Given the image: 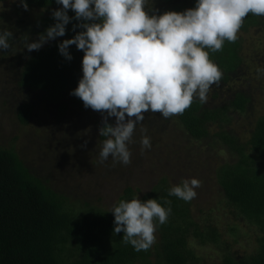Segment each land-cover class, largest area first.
Returning a JSON list of instances; mask_svg holds the SVG:
<instances>
[{
	"label": "trees",
	"instance_id": "16d2710c",
	"mask_svg": "<svg viewBox=\"0 0 264 264\" xmlns=\"http://www.w3.org/2000/svg\"><path fill=\"white\" fill-rule=\"evenodd\" d=\"M10 1L20 5L19 0H0V4ZM195 3L196 0H149L147 9L153 10V14L183 12L194 8ZM27 4L28 9L47 11L60 6L55 0H27ZM68 15L75 14L69 10ZM55 22L52 16L45 20L42 33ZM79 23L72 20L64 37L49 41L40 50H25L18 56L19 65L12 74L4 70L8 78L0 81V109L8 103L10 87L19 95L25 94L15 105V118L21 125H28L44 108L55 118L49 124L55 129L54 137L49 134L50 140L58 138V132L61 136L67 131L92 132L93 140L86 141L83 151L95 147L92 156L100 160L103 141L108 138L99 134L103 116L85 108L82 100L69 94L82 78L84 53L72 45L69 51L73 59L68 61L58 51L59 43L83 30L77 27L73 31ZM262 33L264 17L249 14L236 41H226L222 51L210 53V59L223 75L211 86L207 102L194 99L182 115L167 119L158 112L145 113L144 121L134 131L136 138L128 145L130 151L138 150L142 135L167 133L175 124L189 141L220 144L226 149L232 159L221 163L216 173L222 204L239 224L254 231L256 247L252 253L233 251L230 241L224 238L225 232L214 220L205 225L196 222L191 214L192 200L185 202L169 196L173 186L167 178L140 198L141 201L158 199L162 206H170L172 212L165 224L157 222V238L152 247L137 252L123 242V232L114 233L112 210L85 199L81 190L76 195L66 192L65 172L57 178L50 171H39L29 161L32 157L29 153L23 155L17 147L0 146V264H198L201 258L193 249L195 244L219 252L221 264H264V111L257 109V98L264 96V72H258L264 69ZM108 123L114 125L115 117L108 118ZM17 139L14 137L11 145ZM90 154L89 150L86 155ZM79 163L77 176L82 175ZM135 197L134 190L128 187L118 203ZM160 198L171 204L164 205ZM237 229L236 225L232 232L237 233Z\"/></svg>",
	"mask_w": 264,
	"mask_h": 264
},
{
	"label": "clouds",
	"instance_id": "9594fccd",
	"mask_svg": "<svg viewBox=\"0 0 264 264\" xmlns=\"http://www.w3.org/2000/svg\"><path fill=\"white\" fill-rule=\"evenodd\" d=\"M55 2L62 6L52 11L56 22L28 42L26 49L38 51L64 37L72 20L81 22L73 31L77 27L82 31L58 44L59 54L68 61L73 59L70 46L84 53L82 78L69 94L103 116L99 134L108 138L103 141L100 162L111 156L124 165L131 163L128 145L144 114L158 112L167 119L182 115L194 99L206 103L211 86L223 75L210 53L222 51L226 41L235 42L249 14L264 17V0H196L192 9L163 14L148 10L149 0ZM19 3L28 10L27 0ZM13 37L11 30L0 28V51L10 49ZM110 117H115L114 125L108 123ZM141 145L150 149L151 138L143 136ZM200 186L198 179H185L171 187L168 195L190 202ZM160 199L164 205L171 204ZM171 212L158 199L121 200L111 212L113 231L123 232V242L135 251H148L156 242L157 222L165 224Z\"/></svg>",
	"mask_w": 264,
	"mask_h": 264
},
{
	"label": "rangeland",
	"instance_id": "374dc122",
	"mask_svg": "<svg viewBox=\"0 0 264 264\" xmlns=\"http://www.w3.org/2000/svg\"><path fill=\"white\" fill-rule=\"evenodd\" d=\"M61 7L58 6V9ZM51 16L52 11L42 9L30 8L25 11L17 1L0 4V28L11 30L14 34L9 41L10 49L0 51V81L8 78L6 74L8 71L12 74L14 68L19 65L18 56L27 50L28 42L38 39L43 32V23ZM253 36L254 32L250 34V37ZM246 85L249 86L248 81ZM7 92L8 97H3L8 103L0 109V146L17 147L23 155L29 153L28 155L32 156L29 161L36 164L34 168L39 171L46 173L50 171L57 178L58 174L65 172L67 176L63 180L65 181L63 185L69 195H76L81 190L85 199L95 201L105 210H113L118 204L119 197L128 187L133 189L136 197L140 199L162 179L167 178L171 186H176L182 180L195 178L201 181V186L195 189L197 196L191 201V214L196 222L205 225L214 220L220 230L225 232L224 238L230 241L233 251L241 254H250L254 251L256 247L254 231L241 222L240 225L238 219L232 217L222 204L223 195L216 173L220 164L231 160L232 155L220 144L189 141L190 138L185 132L172 124L167 133L150 137L151 141H155L151 144L152 148L143 149L141 145L138 150H131L129 165L114 161L112 157L102 164L99 159L92 156L96 151L95 147L87 148H90V155H86L89 150L83 151L86 141L93 140L92 132L70 134L67 131L63 136L58 132V138L50 140L51 134L52 137L55 136V129L53 130V125L49 124L50 120L55 118L42 108L28 125H21L15 118V105L25 94L19 95L11 87ZM257 109L264 111V96L257 98ZM14 137L18 139L15 145H11ZM135 138L133 134L132 139ZM78 163L82 172L80 176L75 174ZM236 225L238 231L234 233L232 229ZM157 232L158 230L155 233L156 238ZM193 249L201 258L198 264H221V254L212 247L206 248L195 244Z\"/></svg>",
	"mask_w": 264,
	"mask_h": 264
}]
</instances>
